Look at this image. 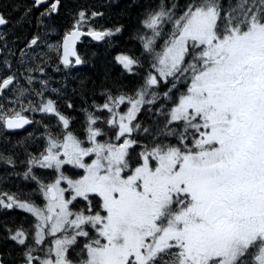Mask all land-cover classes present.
I'll use <instances>...</instances> for the list:
<instances>
[{
  "label": "trees",
  "instance_id": "1",
  "mask_svg": "<svg viewBox=\"0 0 264 264\" xmlns=\"http://www.w3.org/2000/svg\"><path fill=\"white\" fill-rule=\"evenodd\" d=\"M57 1L60 2L58 14L45 10V14L40 16L28 0H0V14L8 21L5 31L0 32V47L3 49L0 57V86L5 81L11 84L6 91L0 92V203L5 201L6 208H0V253L4 264H20L29 260L39 264L41 259L52 256L50 238L43 245L39 244L41 248L33 249L35 242L28 224L31 223L34 228L35 219L19 205H37L43 199L46 190L44 184L51 183L58 170L52 165L45 170H37V161L40 162L44 152L52 153L55 159L61 158L59 145L55 142L63 140L66 129L79 139L86 136V120L93 112L96 124H92L90 136L94 131L97 132L96 144L87 142L85 154L70 157L76 166L98 157L102 159L105 171L118 167L123 176H130L142 163L143 154L160 152L175 158L178 153L197 152L198 140L211 137V132H203L198 123L170 119L180 98L194 89V77L214 63L200 56L202 46L190 43L178 73L150 91L151 102L141 109L125 150L121 152L124 141L118 137L117 129L102 121H108L104 114L105 109H108L105 103L109 102V92L113 96L112 102L120 96L136 95L143 79V73H138V70L128 72L120 62L121 57L124 56L132 66L144 72L143 69L148 68L147 58L154 59L149 44L155 40V48L159 52L178 35L184 22L182 19L198 7L214 8L217 12V40H223L233 31L246 30L251 23H264V0ZM107 4L114 5L104 7ZM79 11L86 12L87 18H91L92 12L98 13L95 18L96 32H105L107 29L113 37L110 41L104 40L103 44L88 39L81 43L78 54L82 65L76 71L62 67L60 41L67 31L78 24ZM79 16L83 17L81 14ZM49 25L50 30H46ZM54 26H60L63 31L60 39L55 40L56 50L50 47V33L45 36L47 31H53ZM153 29L155 31L152 32ZM158 29L163 33L159 35L156 32ZM173 29L174 32L178 31L169 37ZM16 85L19 92L12 95L10 89ZM40 99L44 100L42 105ZM47 101L53 104L60 117L70 118L68 128L63 130L61 127L59 131L55 123L59 121L58 118L49 114L37 117L36 111H26L42 108ZM98 105L101 111L96 109ZM20 112L34 120L33 126L26 133L10 135L5 131L4 120ZM54 156L46 159H53ZM152 165L155 166V162ZM63 172L73 178L81 175L79 168L76 170L64 166ZM211 187L212 183H209L204 188ZM88 198L75 202L73 209L89 214V208H92L90 215L99 216L102 222L106 218V211L103 210L101 199L94 194ZM190 203L187 195L176 196L172 207L167 205L159 213L162 215L156 220L158 231L143 245L139 241V232L129 229L126 233V264H168V258L179 255L176 250L180 247L175 245L172 235L177 228L194 226L191 214L187 212ZM163 213L166 214L163 216ZM92 225L88 223L80 230L87 236L74 237L67 253L72 263L86 262L87 246L93 242L101 244L105 243L104 240L109 241L99 238L96 233L99 224H95V227ZM107 247L105 245V256L109 254ZM250 250L240 263L244 259L255 258ZM128 252L133 255L132 259L128 258ZM38 256V259L35 258ZM179 259L181 261V256ZM220 260H212L210 264H221ZM253 264L258 263L253 261Z\"/></svg>",
  "mask_w": 264,
  "mask_h": 264
},
{
  "label": "rangeland",
  "instance_id": "2",
  "mask_svg": "<svg viewBox=\"0 0 264 264\" xmlns=\"http://www.w3.org/2000/svg\"><path fill=\"white\" fill-rule=\"evenodd\" d=\"M217 18L218 15L214 8L198 7L194 9L186 18L182 19L184 22L178 35L173 37L175 32L178 31L174 32L175 29H173L172 33L169 34V37H173L172 40L164 45L159 52L156 51L155 40L149 44L154 59L147 58L148 68H144V72L139 71L140 69H136L132 65H125L127 58L123 57L121 59L120 62L123 66H126L128 72L138 70V73H143L140 90L136 95L120 96L112 102L113 96L111 97V92H109V102H107L111 103L108 106L109 119L108 121L102 119V121L106 124L109 123V125L112 124L117 129L118 137L124 141L121 152H124L125 144L129 140L128 136L133 127L136 126V118L141 107L145 103L149 104L151 102L150 91L161 82H166L168 78L178 73L180 67L182 68L190 43L203 47L200 55L203 59L214 61L209 68L194 77L192 85L210 84L216 86L219 82H223L222 76L224 73L226 74V72L232 70L239 61L249 54L253 43L264 41V23L252 24L246 30L233 31L223 40H217L215 30ZM166 31L168 32V30ZM156 32L159 35L163 33V31L160 32V29ZM50 47L54 50L58 49L55 42ZM17 89L18 85L10 89V93L12 95L17 94L19 92ZM225 89L226 91L230 90L227 85ZM221 90V88H217L194 91L205 97L202 100L183 99L184 96L181 97L170 119L172 121L185 120L187 122L199 118L201 122L207 124L225 117L226 114H233L236 108L235 102H227L223 105L220 103V99L214 98V95ZM123 102L124 106H122ZM39 103L42 105L44 100L40 99ZM99 106H97V109L101 111L102 108H99ZM30 109L26 111H36L35 115L37 117H46L49 114L52 117L61 118L50 101L42 108ZM189 109H192V111H188ZM21 114V112L17 113L16 116ZM262 116L264 118V107ZM86 121L87 126L85 129L89 135L85 139H93L94 134L90 136V130L96 119L90 115ZM65 122H70V118L62 116L60 122L55 121L59 126V131L62 130V124ZM263 123L262 117L259 116L260 128L264 125ZM66 126L69 127V123ZM64 129L65 127H63ZM211 129H214V125ZM68 130H64L65 135L62 142H55L59 145L61 158L55 159L52 153L44 152L45 154L40 159L43 161L40 165H47L48 167L55 165L54 167L58 170L55 179L51 183L44 184L46 190L42 196L43 199H41L44 202L40 201L37 205H19V208L31 213L35 219L34 228L31 223L28 224V228L32 229L33 232L32 236L35 242L33 249L41 248L40 245H43L50 238L51 248L49 249L52 256L41 259L39 264H125L127 259L125 250L128 241L126 238L127 231L129 229H131V232L137 230L140 243L145 244V241L158 231L156 220L162 215L159 213L169 204L170 208L172 207L174 194L188 196L191 203L187 212L191 214V222L194 223V226L186 229L183 226L173 232L175 245L180 248H177V253L172 252L179 255L168 258V264H209L212 259H221V264H253V261L264 264V216L259 217L256 215L262 212L264 202L261 205H255L256 201L253 202L251 198L253 197L252 192L249 193L248 198H244V201L250 199L252 202L249 203L248 216L232 221L224 228L221 227V230L218 229L219 231H213L214 229L207 227L204 222V211L207 206V201L203 203L204 193L201 192V189L191 191V186H189L208 177L213 171L209 169L199 171L189 167L195 164L192 162L193 156L183 154L178 159H173L164 153H146L142 156V163L136 167L130 176H123L118 167L105 171L102 159L97 157L76 166L81 171V175L73 178L69 174L66 175L61 166H66V164L71 167L75 166L70 157L85 152V148L82 146V141L85 140L77 138L74 133H69ZM53 156L54 158L48 159L49 161L45 164V158ZM153 158H155V166L151 163ZM228 158L224 159L220 166L223 167ZM232 159L233 156H231V161ZM198 164L197 166H202L210 164V161L205 164ZM170 174H175V177H165ZM49 187L56 190L57 197L54 202L49 199L47 192ZM203 190L207 192L209 188H203ZM92 194L101 199L103 208L106 211V218L100 223L99 233L97 231L96 233L99 238L102 237L109 241L104 240L105 243L101 244L93 242L92 245L87 246L86 262L72 263L68 260L67 253L73 245L74 237L87 236V233L80 232L81 228H84L88 223L91 226L94 224L95 227V224L98 225L100 221L99 216L90 215L93 212L92 208H89V214L79 213L73 209V204L78 200H89L88 197ZM0 208L6 209L5 201H1ZM165 214L163 213V216ZM176 219H178L177 215ZM174 225H177V223L174 222ZM202 227L207 230L200 232L199 230ZM195 243H197V246L194 245ZM105 245L108 246L109 256L104 258L105 254L102 249H105ZM251 247H253V250ZM250 249L255 254V258L244 259L240 263V260ZM180 256L182 257L181 261ZM250 256L252 257L251 253ZM132 257L133 255L128 252V258L132 259ZM35 258L38 259L39 256Z\"/></svg>",
  "mask_w": 264,
  "mask_h": 264
},
{
  "label": "flooded vegetation",
  "instance_id": "3",
  "mask_svg": "<svg viewBox=\"0 0 264 264\" xmlns=\"http://www.w3.org/2000/svg\"><path fill=\"white\" fill-rule=\"evenodd\" d=\"M28 1L34 5L40 16L45 14V10L52 13V9H56L55 5H53L55 0H47L44 6H38L35 0ZM80 14L85 17L80 18ZM96 15L97 13L92 12L91 18H87L86 12L79 11L78 24L74 29L85 33H95ZM50 27V25L46 26V30H50ZM54 27L53 31H47L45 34L46 36L50 33L51 36L49 38L52 39L50 43L55 42L60 34L63 33L60 26ZM71 31H67L63 39L61 38L60 58L62 43ZM56 32L59 33L58 36L55 35ZM87 39L91 41L90 37L84 36L80 44ZM31 43L34 45V42ZM74 64L75 61L72 60L69 66L61 63L64 68H73L77 71L78 69L75 68ZM222 79L223 82H219L218 85L222 90L219 93L217 92L214 98L220 99V103L223 105L227 102H235L236 108L233 114H226L225 117L207 124L201 122L199 118H195V123H198L203 132H208V130L212 132L211 137L206 139L201 137V140H198L199 150L197 152L189 154V156H193L192 162L195 163H192L193 166L189 167L199 171L203 169L213 171L212 174L198 181V183L189 185L191 186V191H199L201 189V192L204 193L203 203L207 201L204 215L211 213L213 223L207 227L214 229L213 231L221 230L232 221L248 216L249 203L252 202L250 199L244 201V198H248L250 192L253 194V197H251L253 202L256 201L255 205H261L264 202V125L262 128L259 126V116L262 117V122H264L262 116L264 107V41L253 43L249 54L239 61L232 70L226 72V74L224 73ZM226 85L230 88L229 91H226ZM204 86L200 84L195 87L194 91L201 90ZM4 91L1 90L0 86V92ZM194 91L184 98L193 100L205 98ZM48 102L45 104H48ZM188 111L191 112L192 109ZM67 123H63L64 127ZM213 125L214 129L212 130L211 127ZM231 156H233L232 161ZM227 157L230 158H228L227 163L223 167L220 166ZM208 161H210V164L197 166L199 165L198 163L205 164ZM44 166L46 165H42L41 169ZM175 174L166 175L165 177L173 178ZM209 183H212V187L209 188V191L204 192L203 188ZM262 206V212L256 214L259 217L264 216V204ZM206 230L205 227H202L199 231L204 232ZM194 245L197 246V243ZM108 256L109 254L106 257Z\"/></svg>",
  "mask_w": 264,
  "mask_h": 264
},
{
  "label": "water",
  "instance_id": "4",
  "mask_svg": "<svg viewBox=\"0 0 264 264\" xmlns=\"http://www.w3.org/2000/svg\"><path fill=\"white\" fill-rule=\"evenodd\" d=\"M39 1V0H38ZM46 0H41L38 2V6L41 4H46ZM59 4L55 3L56 11L58 9ZM7 25L6 21L2 18L0 15V29L5 28ZM84 36H89L94 41L99 42L101 40V34H93L89 35L86 34L78 29H75L68 34L63 43H62V53H61V63L69 66L71 64V60L75 61V68H79L81 66V60L79 59V56L77 54V47L80 44L82 38ZM2 54V51L0 50V56ZM9 82H6L2 85V90L7 88ZM33 122L28 117H13V118H7L5 121V128L6 131L9 133H22L25 130H27L29 127H31ZM48 193L50 195L51 200L56 199V193L53 188L48 189ZM205 221L208 225H212L213 219L211 218V213H207L205 215ZM0 264H4L2 262V256L0 253ZM21 264H35L32 261L21 263Z\"/></svg>",
  "mask_w": 264,
  "mask_h": 264
}]
</instances>
